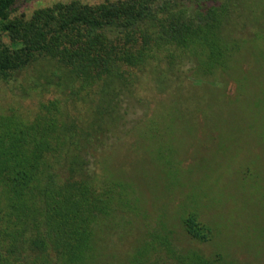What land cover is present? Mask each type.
<instances>
[{
  "label": "trees",
  "instance_id": "1",
  "mask_svg": "<svg viewBox=\"0 0 264 264\" xmlns=\"http://www.w3.org/2000/svg\"><path fill=\"white\" fill-rule=\"evenodd\" d=\"M16 2L0 0V32L14 44H0V82L37 104L28 116L0 111V264H105L95 227L124 185L101 171L147 107L137 82L154 73L167 91L229 70L234 11L224 0H74L12 18ZM137 105L142 116L130 118ZM181 222L189 238L209 240L195 213ZM165 247L177 264L221 261Z\"/></svg>",
  "mask_w": 264,
  "mask_h": 264
},
{
  "label": "rangeland",
  "instance_id": "2",
  "mask_svg": "<svg viewBox=\"0 0 264 264\" xmlns=\"http://www.w3.org/2000/svg\"><path fill=\"white\" fill-rule=\"evenodd\" d=\"M70 1L17 0L10 17ZM224 2L234 11L229 70L167 91L146 72L135 86L147 107L142 116L137 105L130 118L142 116L140 123L106 152L101 171L124 185L123 200L117 194L95 227L105 264L135 256L137 264H177L166 241L176 252L220 255L219 264H264V0ZM0 44L14 47L4 32ZM36 104L15 100L0 82V111L16 107L28 116ZM190 213L211 229L208 241L186 235L181 219Z\"/></svg>",
  "mask_w": 264,
  "mask_h": 264
}]
</instances>
